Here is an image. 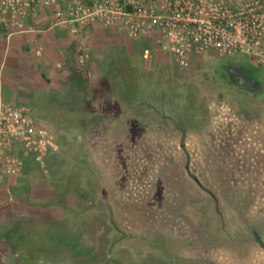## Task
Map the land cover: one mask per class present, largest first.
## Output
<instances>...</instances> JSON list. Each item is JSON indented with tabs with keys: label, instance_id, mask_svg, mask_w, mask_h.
I'll return each mask as SVG.
<instances>
[{
	"label": "rangeland",
	"instance_id": "rangeland-1",
	"mask_svg": "<svg viewBox=\"0 0 264 264\" xmlns=\"http://www.w3.org/2000/svg\"><path fill=\"white\" fill-rule=\"evenodd\" d=\"M157 57L134 60L136 107L88 116L62 99L40 117L56 150L36 161L35 188L12 192L23 211L1 233L6 264H264L248 240L254 228L264 242L261 68L213 51L185 69Z\"/></svg>",
	"mask_w": 264,
	"mask_h": 264
},
{
	"label": "crops",
	"instance_id": "crops-1",
	"mask_svg": "<svg viewBox=\"0 0 264 264\" xmlns=\"http://www.w3.org/2000/svg\"><path fill=\"white\" fill-rule=\"evenodd\" d=\"M69 1L58 0L55 5L39 8L25 20L22 30L12 35L0 25V100L28 106L36 123L48 130L51 124L40 117L53 113L62 99L72 101L76 111L81 110L76 103L84 101L88 116H101L109 108L136 107L141 91L137 92L130 73L138 67L134 60L155 59L158 55L159 66L164 64L159 58L162 50L157 49L160 42L154 34L131 38L121 27L104 26L97 21L83 26L56 25L57 10L66 9ZM82 45L90 51V80L78 66ZM171 66L173 69V62ZM127 73L131 75L129 78ZM108 99L111 104L107 106ZM18 153L25 159L21 174L7 178L0 173L1 242L6 240L1 233L11 225L13 212L23 211L21 204L15 207L18 204L13 202L12 192H27L28 186L35 188L40 181L34 157L23 155L21 148ZM33 203L27 204L32 207Z\"/></svg>",
	"mask_w": 264,
	"mask_h": 264
},
{
	"label": "built area",
	"instance_id": "built-area-1",
	"mask_svg": "<svg viewBox=\"0 0 264 264\" xmlns=\"http://www.w3.org/2000/svg\"><path fill=\"white\" fill-rule=\"evenodd\" d=\"M58 0H0V25L8 35L21 31L30 14ZM55 24L87 25L97 21L118 26L129 37L156 35L161 50L174 66L185 69L192 56L217 52L221 56L244 55L264 74V0H70L55 14ZM89 49L82 45L78 66L89 72ZM43 165L56 150L53 135L40 127L26 105L0 100V173L18 177L24 156ZM8 251L0 244V259Z\"/></svg>",
	"mask_w": 264,
	"mask_h": 264
},
{
	"label": "flooded vegetation",
	"instance_id": "flooded-vegetation-1",
	"mask_svg": "<svg viewBox=\"0 0 264 264\" xmlns=\"http://www.w3.org/2000/svg\"><path fill=\"white\" fill-rule=\"evenodd\" d=\"M261 70H260V72H261V74H263V70L262 71ZM234 79L236 81L235 82L236 85H238L241 88H245L246 90H249V91H251L253 93H262L263 92V87L261 86V84H260V82H259V80L257 78L255 80V79H253L251 77L248 78L246 76H241L240 78H234ZM250 231L252 233V236H250L248 238V240H250L251 242L256 243L260 247H262L261 244H262L263 240H262L261 235L259 233H257L254 228H251ZM263 244H264V242H263Z\"/></svg>",
	"mask_w": 264,
	"mask_h": 264
},
{
	"label": "water",
	"instance_id": "water-1",
	"mask_svg": "<svg viewBox=\"0 0 264 264\" xmlns=\"http://www.w3.org/2000/svg\"><path fill=\"white\" fill-rule=\"evenodd\" d=\"M261 245H262V247L264 248V244H263V242H262V244H261Z\"/></svg>",
	"mask_w": 264,
	"mask_h": 264
},
{
	"label": "trees",
	"instance_id": "trees-1",
	"mask_svg": "<svg viewBox=\"0 0 264 264\" xmlns=\"http://www.w3.org/2000/svg\"><path fill=\"white\" fill-rule=\"evenodd\" d=\"M7 196H9V194H7Z\"/></svg>",
	"mask_w": 264,
	"mask_h": 264
}]
</instances>
